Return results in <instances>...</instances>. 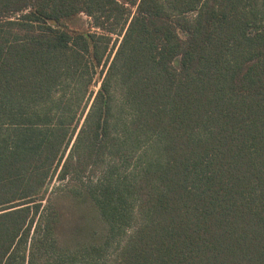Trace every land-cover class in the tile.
I'll use <instances>...</instances> for the list:
<instances>
[{"label":"trees","instance_id":"1","mask_svg":"<svg viewBox=\"0 0 264 264\" xmlns=\"http://www.w3.org/2000/svg\"><path fill=\"white\" fill-rule=\"evenodd\" d=\"M0 264H264V0H0Z\"/></svg>","mask_w":264,"mask_h":264},{"label":"rangeland","instance_id":"2","mask_svg":"<svg viewBox=\"0 0 264 264\" xmlns=\"http://www.w3.org/2000/svg\"><path fill=\"white\" fill-rule=\"evenodd\" d=\"M96 89H97V86L94 88V90H96ZM56 185H57V181L54 179V180L51 182V185H50V187H49V190H51L52 188L56 187Z\"/></svg>","mask_w":264,"mask_h":264}]
</instances>
